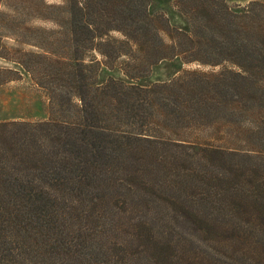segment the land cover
<instances>
[{
  "label": "trees",
  "instance_id": "1",
  "mask_svg": "<svg viewBox=\"0 0 264 264\" xmlns=\"http://www.w3.org/2000/svg\"><path fill=\"white\" fill-rule=\"evenodd\" d=\"M150 4L70 0L75 54L46 69L48 118L0 122V264H67L62 236L82 249L78 256L67 248L72 263L107 264L90 258L102 251L89 233L81 240V231L67 234L76 222L103 232L104 217L117 214L136 220V235L152 246L156 257L146 264L183 262L168 241L174 238L164 236L170 222L233 234L253 264H264V150L216 143L228 129L243 147L264 145V0L244 12L225 0H177L188 30L151 14ZM98 53L131 79L172 56L214 69H185L149 86L99 82ZM196 154L195 172L161 177L166 168H188ZM192 176L204 179L202 205L188 200ZM24 253L37 257L20 258Z\"/></svg>",
  "mask_w": 264,
  "mask_h": 264
},
{
  "label": "rangeland",
  "instance_id": "2",
  "mask_svg": "<svg viewBox=\"0 0 264 264\" xmlns=\"http://www.w3.org/2000/svg\"><path fill=\"white\" fill-rule=\"evenodd\" d=\"M225 1L231 10L244 12L254 0ZM176 4L177 0H151L149 11L151 14H164L172 26L188 30L189 20ZM71 26L70 0H0V122L36 121L48 118L49 95L42 85L47 73L46 69L57 70L56 65H51L52 60H68L74 57L75 45L72 41ZM113 34L120 37L119 34ZM164 37L166 36L164 35ZM92 54L96 55L95 52ZM97 57L102 63L98 74L99 82L114 77L149 86L155 82H170L185 69H202V71L214 69L212 65H203L197 62L188 64L184 63L179 56H172L152 65L147 75L131 79L120 65L109 66L99 53ZM224 65L228 69H235L231 62H225ZM218 68L217 66L215 69L218 70ZM58 92L63 93V89L61 92L59 89ZM61 114L63 113L61 112ZM248 124L245 122L244 128ZM223 134L221 140L216 141L219 145L234 146L232 150L249 151L256 154L260 152L258 149L264 150L262 143L261 145L255 143L254 147L251 146L253 143L251 145L245 143L244 147L239 145L243 143L235 141L232 135L233 131L228 129ZM200 155L196 154L188 160L190 161V164L187 163L188 168L173 166L164 169L161 177L170 178L174 174H180L179 176L182 177L183 172L188 170L190 173L195 172L193 169L197 166ZM254 159L259 160V158ZM202 172H205L204 167ZM202 177L204 178L203 173ZM203 178L192 176L187 179L190 181L189 184L195 183V190L192 191V195L188 199L195 204L202 205L203 203L204 195H200L205 189ZM169 215L172 216V213ZM114 216L117 219L104 217L103 232L97 233L92 224L83 222L77 224L76 222L75 228H71L75 233L67 235L78 237V231H81V240L89 233L92 242L89 241L90 244L92 243L93 249L97 250L100 247L102 251L100 254H91L92 260L104 261L107 264H124V260H131L135 264H146L155 260L156 256L153 254L152 246L149 247L146 238L144 237L142 240L136 235L133 225L137 221L121 214ZM200 223L198 222V228L185 225L186 228L183 224L170 222L172 226H168L164 230V236L174 238H168V241L174 247V256L178 257L181 254L179 256L183 259L181 264H240L241 257L244 258L243 264L252 263L250 251L244 246L238 247L233 234L216 233L213 229L201 230L205 227ZM166 224L169 223L166 222ZM100 240L103 241L104 248L109 253L108 255L104 254L105 257H102L103 249ZM60 243L62 244L61 259L66 258L67 264H85L83 263L84 259L78 260V258L76 263H72L71 259L67 257L69 255L67 248L78 251V256H80L82 249L76 242L68 241L65 236H62ZM35 246L37 247L35 250L42 251L43 244L38 243ZM20 256H22L20 258L23 256L37 257L28 253ZM94 257H98V259ZM30 260L28 259L27 263ZM33 262L31 260V264ZM163 263L169 264L164 261Z\"/></svg>",
  "mask_w": 264,
  "mask_h": 264
}]
</instances>
